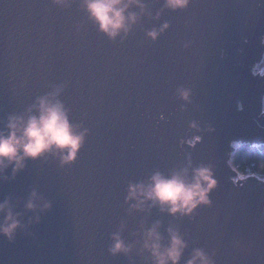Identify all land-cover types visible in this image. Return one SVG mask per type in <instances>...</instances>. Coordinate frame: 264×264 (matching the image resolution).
<instances>
[{"label": "water", "instance_id": "1", "mask_svg": "<svg viewBox=\"0 0 264 264\" xmlns=\"http://www.w3.org/2000/svg\"><path fill=\"white\" fill-rule=\"evenodd\" d=\"M264 0H0V264H264Z\"/></svg>", "mask_w": 264, "mask_h": 264}, {"label": "trees", "instance_id": "2", "mask_svg": "<svg viewBox=\"0 0 264 264\" xmlns=\"http://www.w3.org/2000/svg\"><path fill=\"white\" fill-rule=\"evenodd\" d=\"M264 70V58L254 72ZM264 105V102L262 103ZM231 169L239 177L255 176L264 181V145L235 143L229 157Z\"/></svg>", "mask_w": 264, "mask_h": 264}, {"label": "rangeland", "instance_id": "3", "mask_svg": "<svg viewBox=\"0 0 264 264\" xmlns=\"http://www.w3.org/2000/svg\"><path fill=\"white\" fill-rule=\"evenodd\" d=\"M264 72V70H262V71H258V73H263ZM244 178H247V177H239L238 175H237V178L236 179H242V180H244Z\"/></svg>", "mask_w": 264, "mask_h": 264}]
</instances>
